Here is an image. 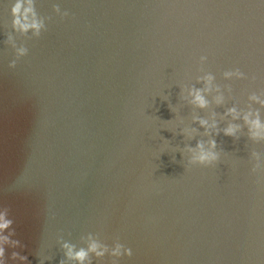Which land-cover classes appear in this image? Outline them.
<instances>
[{
  "label": "water",
  "instance_id": "water-1",
  "mask_svg": "<svg viewBox=\"0 0 264 264\" xmlns=\"http://www.w3.org/2000/svg\"><path fill=\"white\" fill-rule=\"evenodd\" d=\"M13 2L0 0V209L19 242L6 264H74L63 245L89 237L107 249L91 264H264V135L244 119L264 118V7L34 0L37 37L14 31ZM208 75L200 109L189 93ZM213 140L218 164L192 165Z\"/></svg>",
  "mask_w": 264,
  "mask_h": 264
},
{
  "label": "clouds",
  "instance_id": "clouds-1",
  "mask_svg": "<svg viewBox=\"0 0 264 264\" xmlns=\"http://www.w3.org/2000/svg\"><path fill=\"white\" fill-rule=\"evenodd\" d=\"M257 4L260 7H264V0H257ZM11 24L14 31L20 35H27L29 32L33 33L35 36H39L40 33L45 29L44 22L40 20L37 16L35 10L34 0H14L9 6ZM56 12L61 16V19H65L69 16L68 12L61 13L60 9L57 8ZM11 39V38H10ZM29 50L27 48H19L16 50L15 59L11 60L8 64V68L15 70L17 68V63L22 58L27 57ZM204 59V58H202ZM226 78L231 79L233 77L237 79H244V74L236 71L234 73H226ZM205 88L203 90H192L189 95L193 97L192 103L200 108L206 109L209 107V102L205 98V93H211L213 91V81L214 77L211 75L205 76L204 78ZM216 91H219L217 88ZM253 100L260 103L262 102L259 97H253ZM223 98L217 97L216 103H222ZM231 115L234 119L238 118L235 108L229 109L226 113ZM245 122L251 125V128L254 129V135L260 136L264 135V118L259 114L256 115V118L249 120L246 116L244 117ZM201 127H204L207 130V134L211 135L213 131L217 129V124L213 123L209 125L206 120L198 121ZM238 126H229V128L224 130V135L232 136L236 138V133L238 131ZM194 131V130H193ZM219 134L218 132L216 133ZM216 143L215 141H210L207 146L205 144L198 142L196 150L194 151L190 163L192 165H198L200 167H214L219 162V155L215 151ZM13 228V220L9 217V212L7 209H0V264H6L5 255L6 248L8 246L18 247L19 242L13 241L10 236L14 233H11L10 230ZM9 233V235H5ZM90 243L87 248H81L79 250L75 249L73 246L64 244L66 258L69 261H73L74 264H91L89 259L90 254H94L96 257H102L107 251L106 248H103L95 240H92L89 237ZM113 256H128L131 258L133 252L130 248H125L123 245L117 244L115 249L112 251ZM11 259L13 261L19 260L21 264H26V257H21L18 253L13 252ZM63 264V262H62Z\"/></svg>",
  "mask_w": 264,
  "mask_h": 264
}]
</instances>
